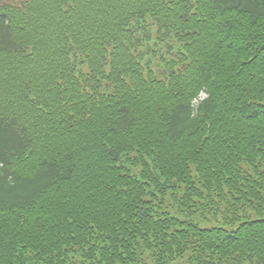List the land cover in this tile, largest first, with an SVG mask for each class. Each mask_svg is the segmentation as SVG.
I'll use <instances>...</instances> for the list:
<instances>
[{
    "label": "trees",
    "instance_id": "obj_1",
    "mask_svg": "<svg viewBox=\"0 0 264 264\" xmlns=\"http://www.w3.org/2000/svg\"><path fill=\"white\" fill-rule=\"evenodd\" d=\"M0 264H264V0H0Z\"/></svg>",
    "mask_w": 264,
    "mask_h": 264
}]
</instances>
